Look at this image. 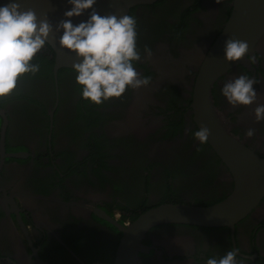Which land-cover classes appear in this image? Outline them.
<instances>
[{
	"label": "flooded vegetation",
	"instance_id": "af4514ba",
	"mask_svg": "<svg viewBox=\"0 0 264 264\" xmlns=\"http://www.w3.org/2000/svg\"><path fill=\"white\" fill-rule=\"evenodd\" d=\"M234 2L156 0L133 8L138 45L153 53L137 70L151 81L99 107L80 98L72 69L55 76V53L45 46L39 72L0 99L8 121L3 138L0 117V264H116L123 233L98 211L127 226L164 204L210 206L232 193L229 169L208 142L197 151L191 133L198 68ZM253 54L257 63L244 59L212 93L230 132L264 157L256 104L232 108L220 94L224 81L247 73L264 103V36ZM143 245L148 252L136 264H204L229 248L239 249L242 264H264V199L234 230L167 224L150 230Z\"/></svg>",
	"mask_w": 264,
	"mask_h": 264
},
{
	"label": "clouds",
	"instance_id": "9594fccd",
	"mask_svg": "<svg viewBox=\"0 0 264 264\" xmlns=\"http://www.w3.org/2000/svg\"><path fill=\"white\" fill-rule=\"evenodd\" d=\"M96 3L97 0H67L70 7L55 25V32L61 33L58 41L61 49L74 53L79 61L72 65V72L80 98L88 105L99 107L121 98L128 89L148 86L151 77L138 71L137 65L149 61L153 53L148 45L142 49L138 45L134 16L100 15L94 9ZM86 11L87 19L73 24L72 19ZM53 30L46 16L38 19L31 8L22 7L18 0L0 5V99L12 94L25 75L39 72L38 56ZM248 50L247 41L227 38L224 61L235 63L244 58L249 64L257 63L256 55H247ZM258 83L257 79L242 73L224 81L220 89L221 96L232 108L256 104L253 109L256 123L264 121V103H257L254 88ZM245 134L251 138L255 130L249 128ZM191 135L199 151L210 132L207 127H200ZM238 254L239 249L229 248L222 256H206L204 264H242Z\"/></svg>",
	"mask_w": 264,
	"mask_h": 264
},
{
	"label": "water",
	"instance_id": "95a60500",
	"mask_svg": "<svg viewBox=\"0 0 264 264\" xmlns=\"http://www.w3.org/2000/svg\"><path fill=\"white\" fill-rule=\"evenodd\" d=\"M156 0H97L95 11L100 15L129 14L139 5L151 4ZM9 0H0V5ZM24 8H31L37 18L47 17L53 25L47 45L55 53L54 73L63 68L72 69L79 61L74 53L61 49L55 25L64 18L63 13L70 7L67 0H18ZM234 10L222 35L203 59L198 68L192 88V109L194 121L198 128L207 127L210 135L208 144L214 153L229 169L234 182L232 193L223 201L210 206H194L186 204H164L152 208L140 215L127 226L118 224L104 212L98 211L101 218L114 224L123 233V239L117 252L116 264H136L138 254L146 253L143 245L146 234L153 228L167 224L191 225L204 228H230L248 217L264 199V157L250 149L244 142L230 132V126L220 117L213 100V89L216 82L227 72L244 60L226 63L223 58L224 41L235 38L247 41L249 55L256 44L264 36V0H235ZM90 11V10H89ZM88 12L73 18V24L86 20ZM2 135L8 127L3 111ZM1 154L5 156L4 142L1 143ZM14 156V155H13ZM17 156V155H16Z\"/></svg>",
	"mask_w": 264,
	"mask_h": 264
}]
</instances>
